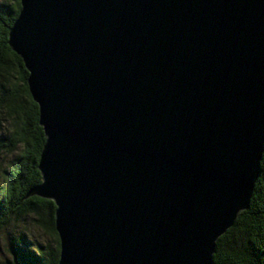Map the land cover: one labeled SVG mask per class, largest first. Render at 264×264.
<instances>
[{
  "label": "water",
  "instance_id": "1",
  "mask_svg": "<svg viewBox=\"0 0 264 264\" xmlns=\"http://www.w3.org/2000/svg\"><path fill=\"white\" fill-rule=\"evenodd\" d=\"M20 4L58 264H215L261 171L264 0Z\"/></svg>",
  "mask_w": 264,
  "mask_h": 264
},
{
  "label": "trees",
  "instance_id": "2",
  "mask_svg": "<svg viewBox=\"0 0 264 264\" xmlns=\"http://www.w3.org/2000/svg\"><path fill=\"white\" fill-rule=\"evenodd\" d=\"M20 9V0H0V156L16 154L0 182V229L32 216L51 243L30 245L25 236H12L4 244L9 260L0 257V264H58L55 203L37 195L27 197L30 188L42 181L38 162L46 137L39 123V106L29 91V72L8 43ZM260 167L249 207L216 241L215 264H264V149Z\"/></svg>",
  "mask_w": 264,
  "mask_h": 264
},
{
  "label": "rangeland",
  "instance_id": "3",
  "mask_svg": "<svg viewBox=\"0 0 264 264\" xmlns=\"http://www.w3.org/2000/svg\"><path fill=\"white\" fill-rule=\"evenodd\" d=\"M2 129H0L1 133ZM16 154H4L0 156V182L3 181V170L7 171L15 162ZM23 235L27 242L35 243H51V239L44 235L42 231L34 225L32 216H26L21 219H15L11 224L3 229H0V257L6 258L8 256L4 247L5 242L12 236Z\"/></svg>",
  "mask_w": 264,
  "mask_h": 264
}]
</instances>
